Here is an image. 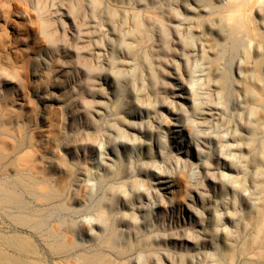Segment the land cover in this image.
<instances>
[{
  "label": "rangeland",
  "instance_id": "obj_1",
  "mask_svg": "<svg viewBox=\"0 0 264 264\" xmlns=\"http://www.w3.org/2000/svg\"><path fill=\"white\" fill-rule=\"evenodd\" d=\"M257 16L245 0H0V86H19L0 264H264V75L243 60L251 39L264 53Z\"/></svg>",
  "mask_w": 264,
  "mask_h": 264
},
{
  "label": "bare ground",
  "instance_id": "obj_2",
  "mask_svg": "<svg viewBox=\"0 0 264 264\" xmlns=\"http://www.w3.org/2000/svg\"><path fill=\"white\" fill-rule=\"evenodd\" d=\"M245 4H247L251 9H254L256 11V13L258 15L257 17L259 18V20H261L260 22L262 24H264V0H245ZM230 10H232L233 12H235L236 10L237 11L239 10L241 13L243 12V10L240 9V3H233L231 5ZM113 18H114V15L112 13H110L109 19L112 21ZM248 43H249V46L244 49L243 60L246 62L252 61V63H254V69H255L256 75L258 76L259 79H261V78L263 79L264 74L262 73V67L264 66V53L262 52V46L259 42L252 41V39ZM261 85H263V84H261ZM262 87H264V86H262ZM18 90H19V86L17 88V86L11 85V88L6 87V89L5 88L2 89V86H0V103L2 102V104H4V105H2V107H5V109L8 111V113H7V111L5 112L6 114H4V117L0 118V126L6 125L7 123L11 122V117L14 116L15 109L12 106L9 107L8 103L9 102L12 103L14 100L17 101V99L19 98V91ZM261 91H262V88L260 87V84L257 85V84H252V83L248 82L245 85V92L244 93H247V95L245 97H247L249 94L250 98H252L254 100L256 99L259 101L261 99ZM179 113H181V112H179ZM258 115H260L261 118H264V110L262 109V111L259 112ZM257 117H259V116H257ZM176 126H179V125L176 123ZM185 129H186V127H185ZM178 130L180 131V129H175L174 132L177 133V132H179ZM5 133H6L5 131L0 132V147L2 146V144L5 143V145H6L9 142V141H7V138L5 137ZM16 137H18V136L16 135ZM16 137L14 136L15 139H16ZM17 139H19V138H17ZM7 146H5L6 149L12 148V149L17 150V151H20V149H21L20 146H17V147L12 146V145H10L9 147H7ZM19 160H21V157ZM20 164H22V166H21L22 168H28V169L32 168V169H37V171H38V165L36 163L28 164V163H23V161H21ZM83 174L88 175L87 172L86 173L83 172ZM65 181H66V177L62 180V182L65 183ZM44 184H46V183H44ZM260 189L262 190V192L264 194V172L262 174V185H261ZM179 190H180V188H179ZM263 207H264V203L262 204V202H261L259 209L262 210ZM260 217L261 216L258 217L259 219L256 223L258 230L261 228V221H260L261 218ZM253 241L255 242L256 239H254Z\"/></svg>",
  "mask_w": 264,
  "mask_h": 264
}]
</instances>
